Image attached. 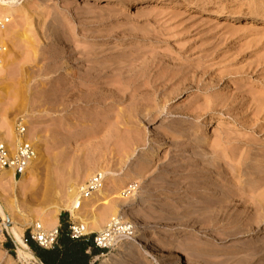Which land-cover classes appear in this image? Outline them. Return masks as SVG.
Instances as JSON below:
<instances>
[{
  "label": "rangeland",
  "instance_id": "rangeland-1",
  "mask_svg": "<svg viewBox=\"0 0 264 264\" xmlns=\"http://www.w3.org/2000/svg\"><path fill=\"white\" fill-rule=\"evenodd\" d=\"M17 2L0 102L44 147L39 184L9 198L24 240L33 215L104 167L134 185L117 217L135 230L91 264L126 245L139 253L125 264H264V19L197 8L264 15V0ZM0 215V264H39L20 259Z\"/></svg>",
  "mask_w": 264,
  "mask_h": 264
},
{
  "label": "bare ground",
  "instance_id": "bare-ground-1",
  "mask_svg": "<svg viewBox=\"0 0 264 264\" xmlns=\"http://www.w3.org/2000/svg\"><path fill=\"white\" fill-rule=\"evenodd\" d=\"M120 1L129 3L132 0ZM197 8L204 12L216 15H227L233 17L243 16L264 19V15L258 9L254 11L239 13L222 8L210 9L205 6H197ZM19 12L20 7L17 0H0V15H7L10 18V23L0 29V41L3 42L1 34H3V38L6 39L7 37H12L15 33V30L12 28L11 21L12 23L16 21L19 16ZM1 63L2 62L0 60V64ZM0 69L2 68L0 67ZM2 104L3 102H0L1 137L7 142L13 152L17 150V147L20 143H22L24 140H28L33 144L36 150V155L32 159L28 169L19 178L14 177V171L12 169H0V212L4 218L5 228L16 244L18 256L20 257V259L25 262L29 260H37L40 264L42 263V261L31 251L30 246L24 240V228L20 225L21 222L19 219V217L23 219V215L17 212V202L15 200H10L9 198L11 195L15 196L14 192L17 188L23 190V194L26 195L29 191H31L35 186L39 184L40 174L43 168L44 147L40 143V136L32 133L27 128L24 136L19 135L18 126H23L26 120L22 119V121L19 123H12L11 119L8 116V108L2 107ZM98 174L102 176L103 180L96 192H93L88 197L82 198L80 191L84 185H76V183H70L66 188L67 191H65L68 203L65 204L63 201L51 203L50 206L43 208V210L39 213L37 219H35V216L33 215L32 224L35 225L37 223H40L45 226L47 230L56 227L58 225L59 214L61 210L65 206H67L71 211L72 217L74 218L76 224L82 226L85 232H89L94 229L104 230L102 229L103 227L98 220L96 212H94L95 208L103 204L106 215H110V217H112V220H117V208L120 206V199L130 188L127 187L126 189H123L124 187L128 186V184L125 185L124 182L120 183V181H118L117 179L118 174L113 173L107 168L101 167L98 172L91 176V178ZM120 184H124V186H121ZM114 193H116V196H113L111 198V195ZM260 200V203L264 206V200ZM78 202L81 203V205L79 208L75 209V206ZM88 205H92L90 209V216L83 214V207L86 208ZM104 217L106 216L104 215ZM15 218L19 219V221L15 220ZM16 221L20 223L18 224ZM122 249L124 251L123 255L114 261L111 260V257H113L114 254L112 251H110L106 255V260L103 262V264H125L126 261L135 259L138 256V249L133 248L132 246L126 245Z\"/></svg>",
  "mask_w": 264,
  "mask_h": 264
},
{
  "label": "built area",
  "instance_id": "built-area-1",
  "mask_svg": "<svg viewBox=\"0 0 264 264\" xmlns=\"http://www.w3.org/2000/svg\"><path fill=\"white\" fill-rule=\"evenodd\" d=\"M10 22V18L7 15H0V29ZM18 132L20 136H24L26 133V127L18 126ZM36 155V150L31 142L24 140L17 147V150L13 152L7 142L0 135V169H12L14 171V177L18 178L28 169L32 159ZM102 176L100 174L95 175L88 180L81 188V197L85 198L90 196L93 192H96L101 183ZM132 186V187H130ZM130 189L134 185L128 186ZM129 189V190H130ZM128 190V191H129ZM81 203H77L75 209L79 208ZM71 223L69 225L70 235L73 238H80L83 236H89L90 234L85 232L82 226L76 224L72 217V213L69 210ZM0 221L2 217L0 215ZM135 228L129 222L125 221L123 216L117 217V220H112L111 225L102 231H98L94 234L95 246L101 249H107L111 247L120 237L128 239L133 236ZM60 234V226L53 227L47 230L42 224L37 223L30 229L29 237L39 247L43 249L53 248L57 242ZM40 264H44L43 262Z\"/></svg>",
  "mask_w": 264,
  "mask_h": 264
},
{
  "label": "trees",
  "instance_id": "trees-1",
  "mask_svg": "<svg viewBox=\"0 0 264 264\" xmlns=\"http://www.w3.org/2000/svg\"><path fill=\"white\" fill-rule=\"evenodd\" d=\"M63 221L64 218L61 217V222ZM69 225H60L58 242L53 248L43 249L37 244L35 246L30 237L27 238L26 243L33 248L35 254L44 264H91L92 257L104 252L105 249L95 246L94 234L80 238L71 237Z\"/></svg>",
  "mask_w": 264,
  "mask_h": 264
},
{
  "label": "crops",
  "instance_id": "crops-1",
  "mask_svg": "<svg viewBox=\"0 0 264 264\" xmlns=\"http://www.w3.org/2000/svg\"><path fill=\"white\" fill-rule=\"evenodd\" d=\"M61 215L59 216V221H58V225L57 226H60L61 225Z\"/></svg>",
  "mask_w": 264,
  "mask_h": 264
}]
</instances>
